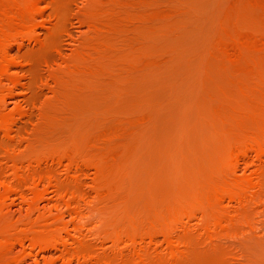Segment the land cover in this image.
Returning a JSON list of instances; mask_svg holds the SVG:
<instances>
[{"label":"rangeland","instance_id":"obj_1","mask_svg":"<svg viewBox=\"0 0 264 264\" xmlns=\"http://www.w3.org/2000/svg\"><path fill=\"white\" fill-rule=\"evenodd\" d=\"M259 145L264 0H0V264H264Z\"/></svg>","mask_w":264,"mask_h":264},{"label":"bare ground","instance_id":"obj_2","mask_svg":"<svg viewBox=\"0 0 264 264\" xmlns=\"http://www.w3.org/2000/svg\"><path fill=\"white\" fill-rule=\"evenodd\" d=\"M5 66H6V65H5ZM5 66H4V67H5ZM4 67H3V68H4ZM4 69H5V68H4ZM259 147H260V150H259L258 152L261 151V147H263V146H262V145H259ZM259 147H258V149H259ZM256 148H257V147H256ZM263 148H264V147H263ZM263 152H264V150H263Z\"/></svg>","mask_w":264,"mask_h":264}]
</instances>
